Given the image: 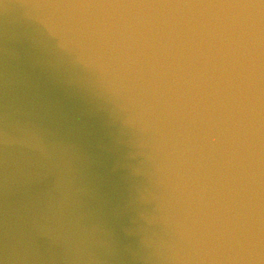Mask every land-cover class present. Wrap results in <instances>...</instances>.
Wrapping results in <instances>:
<instances>
[{
	"label": "water",
	"instance_id": "1",
	"mask_svg": "<svg viewBox=\"0 0 264 264\" xmlns=\"http://www.w3.org/2000/svg\"><path fill=\"white\" fill-rule=\"evenodd\" d=\"M0 264H264V0H0Z\"/></svg>",
	"mask_w": 264,
	"mask_h": 264
},
{
	"label": "clouds",
	"instance_id": "2",
	"mask_svg": "<svg viewBox=\"0 0 264 264\" xmlns=\"http://www.w3.org/2000/svg\"><path fill=\"white\" fill-rule=\"evenodd\" d=\"M7 5H4V7H6Z\"/></svg>",
	"mask_w": 264,
	"mask_h": 264
}]
</instances>
